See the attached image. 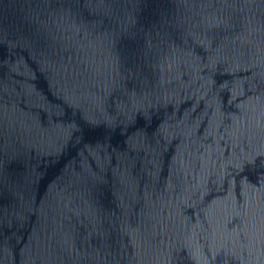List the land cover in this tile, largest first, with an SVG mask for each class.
I'll return each mask as SVG.
<instances>
[{
  "label": "water",
  "instance_id": "obj_1",
  "mask_svg": "<svg viewBox=\"0 0 264 264\" xmlns=\"http://www.w3.org/2000/svg\"><path fill=\"white\" fill-rule=\"evenodd\" d=\"M0 264H264V0H0Z\"/></svg>",
  "mask_w": 264,
  "mask_h": 264
}]
</instances>
